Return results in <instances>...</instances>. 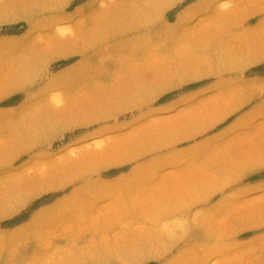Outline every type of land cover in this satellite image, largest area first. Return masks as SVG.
I'll list each match as a JSON object with an SVG mask.
<instances>
[{
	"label": "rangeland",
	"instance_id": "374dc122",
	"mask_svg": "<svg viewBox=\"0 0 264 264\" xmlns=\"http://www.w3.org/2000/svg\"><path fill=\"white\" fill-rule=\"evenodd\" d=\"M0 264H264V0H0Z\"/></svg>",
	"mask_w": 264,
	"mask_h": 264
}]
</instances>
